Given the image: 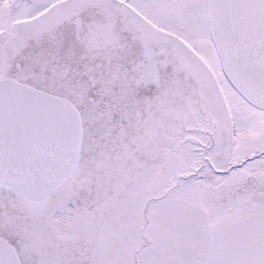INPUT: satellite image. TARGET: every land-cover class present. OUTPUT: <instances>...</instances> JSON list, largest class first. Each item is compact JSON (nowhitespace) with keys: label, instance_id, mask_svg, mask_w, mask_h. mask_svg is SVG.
I'll use <instances>...</instances> for the list:
<instances>
[{"label":"snow or ice","instance_id":"obj_1","mask_svg":"<svg viewBox=\"0 0 264 264\" xmlns=\"http://www.w3.org/2000/svg\"><path fill=\"white\" fill-rule=\"evenodd\" d=\"M0 264H264V0H0Z\"/></svg>","mask_w":264,"mask_h":264}]
</instances>
